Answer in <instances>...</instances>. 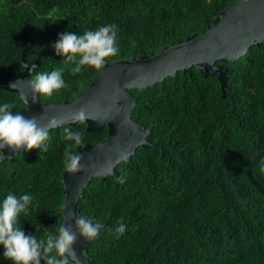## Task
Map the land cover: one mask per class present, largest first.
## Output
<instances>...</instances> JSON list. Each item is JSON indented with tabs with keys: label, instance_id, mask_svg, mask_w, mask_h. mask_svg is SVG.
<instances>
[{
	"label": "trees",
	"instance_id": "obj_1",
	"mask_svg": "<svg viewBox=\"0 0 264 264\" xmlns=\"http://www.w3.org/2000/svg\"><path fill=\"white\" fill-rule=\"evenodd\" d=\"M234 1L0 0V74L14 80L24 61L38 62L33 73L63 67L66 86L40 95L63 101L86 89L101 67L73 74L74 62L51 46L59 32L114 22L118 53L106 60L138 57L205 30ZM53 7L56 22L45 15ZM217 62L227 66L225 95L218 76L196 65L128 89L136 99L132 118L151 129L150 144L84 187L77 214L105 223L88 252L92 264H264V48L253 44ZM5 99L17 110L25 106L18 91L0 87ZM65 127L80 130L84 144L108 134L107 126L89 131L84 121L59 124L49 129L46 151L33 147L0 162V198L9 190L34 195L20 219L38 237L63 219V153L72 143ZM119 222L127 229L117 236ZM0 264L11 261L0 254Z\"/></svg>",
	"mask_w": 264,
	"mask_h": 264
},
{
	"label": "water",
	"instance_id": "obj_2",
	"mask_svg": "<svg viewBox=\"0 0 264 264\" xmlns=\"http://www.w3.org/2000/svg\"><path fill=\"white\" fill-rule=\"evenodd\" d=\"M253 44L264 48V0H236L222 9L205 30L196 31L184 40L138 57L106 60L86 89L63 101L40 100L41 93H34L29 83L32 64L24 60V69L15 77L16 87H12L0 74L1 88L19 91L20 97L27 100L24 102L26 107L18 111L25 116L36 115L43 126H48L51 117H56L59 124H75L71 117L84 106L95 117H86L87 130L108 128L107 136L100 142L86 143L79 150L84 164L80 171L71 174L64 169L62 223L74 226L78 202L91 178H104L106 175L103 173L109 168V174H113L117 163L123 160L119 158L121 152L127 153L129 159L139 145L150 144L147 135L151 129L132 118L136 99L129 88L152 85L168 75H175L178 70L191 72V67L196 65L203 75L218 76L225 95L227 66L217 61L235 60ZM33 64L37 66L38 62ZM19 151L25 150L21 147ZM3 152L0 162L14 158L18 151L5 146ZM100 233L91 240L77 236L74 247L82 264H92L88 252Z\"/></svg>",
	"mask_w": 264,
	"mask_h": 264
},
{
	"label": "clouds",
	"instance_id": "obj_3",
	"mask_svg": "<svg viewBox=\"0 0 264 264\" xmlns=\"http://www.w3.org/2000/svg\"><path fill=\"white\" fill-rule=\"evenodd\" d=\"M54 12L53 7L45 14L51 22L60 19L53 16ZM118 31L119 27L114 22L85 29L82 33L63 31L57 34L58 38L52 42L51 46L66 62H74L70 70L76 74L80 73L85 65L100 68L106 63L107 57L118 53L116 44ZM34 67L37 66L32 64L29 81L34 93L51 95L55 90L66 86L63 67L33 73ZM15 81L11 80L9 84L16 87ZM21 99L27 103L26 99L23 97ZM86 117L93 116L84 106H81L71 119L86 122ZM59 123L56 117H51L48 126H43L36 115L25 116L17 111L13 102L7 99L0 101V157L4 156L5 146L16 152L21 147L25 151L33 147L46 151L51 140L49 129ZM63 135L65 139L72 141L63 153V166L68 173L74 174L84 167L83 154L71 150L73 144L80 147L84 145L82 132L75 128L65 127ZM119 158L127 159V153L121 152ZM260 170L264 172V161L260 163ZM110 172L111 168L103 174L107 175ZM116 179L124 183L126 177L121 174ZM33 200L34 195L29 192L16 193L11 190L0 198V247H2L0 254L11 261V264H42V261L43 264H82L74 247L77 236L91 240L103 229V224L94 217L79 214L75 217L74 226L61 223L54 225L55 230L53 227H43L45 233L38 237L36 233L26 232L20 219L21 213L29 212L30 206L34 207ZM126 229L127 224L119 222L113 231L119 236Z\"/></svg>",
	"mask_w": 264,
	"mask_h": 264
},
{
	"label": "flooded vegetation",
	"instance_id": "obj_4",
	"mask_svg": "<svg viewBox=\"0 0 264 264\" xmlns=\"http://www.w3.org/2000/svg\"><path fill=\"white\" fill-rule=\"evenodd\" d=\"M14 80H15V79H14ZM18 92H19V91H18ZM19 94H20V93H19ZM24 107H26V104H25V106H24ZM21 108H23V107H20L19 109H21ZM19 109H18V110H19ZM18 110H17V111H18Z\"/></svg>",
	"mask_w": 264,
	"mask_h": 264
}]
</instances>
